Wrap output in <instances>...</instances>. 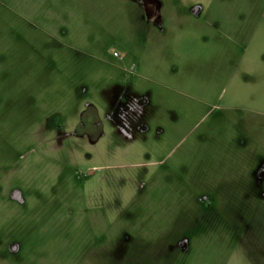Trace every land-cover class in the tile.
Segmentation results:
<instances>
[{"label": "rangeland", "instance_id": "374dc122", "mask_svg": "<svg viewBox=\"0 0 264 264\" xmlns=\"http://www.w3.org/2000/svg\"><path fill=\"white\" fill-rule=\"evenodd\" d=\"M0 264H264V0H0Z\"/></svg>", "mask_w": 264, "mask_h": 264}, {"label": "built area", "instance_id": "2783aa9c", "mask_svg": "<svg viewBox=\"0 0 264 264\" xmlns=\"http://www.w3.org/2000/svg\"><path fill=\"white\" fill-rule=\"evenodd\" d=\"M114 55H117V53H116V52H114Z\"/></svg>", "mask_w": 264, "mask_h": 264}]
</instances>
